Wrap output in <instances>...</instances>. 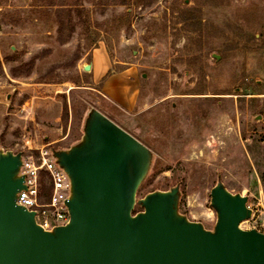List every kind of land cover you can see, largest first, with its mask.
I'll list each match as a JSON object with an SVG mask.
<instances>
[{"label": "rangeland", "instance_id": "374dc122", "mask_svg": "<svg viewBox=\"0 0 264 264\" xmlns=\"http://www.w3.org/2000/svg\"><path fill=\"white\" fill-rule=\"evenodd\" d=\"M68 1L0 0V149L70 147L95 107L154 152L138 199L179 184L180 211L213 229L222 181L249 198L241 227L264 232V0ZM99 44L138 68L135 110L84 70Z\"/></svg>", "mask_w": 264, "mask_h": 264}, {"label": "water", "instance_id": "95a60500", "mask_svg": "<svg viewBox=\"0 0 264 264\" xmlns=\"http://www.w3.org/2000/svg\"><path fill=\"white\" fill-rule=\"evenodd\" d=\"M51 151L70 180V219L45 230L17 203L23 151L0 149V264H264V232L241 227L248 196L222 181L210 192L213 229L180 211L179 184L138 199L154 152L99 109L78 141Z\"/></svg>", "mask_w": 264, "mask_h": 264}, {"label": "built area", "instance_id": "2783aa9c", "mask_svg": "<svg viewBox=\"0 0 264 264\" xmlns=\"http://www.w3.org/2000/svg\"><path fill=\"white\" fill-rule=\"evenodd\" d=\"M22 157L21 172L25 175L27 187L19 191L17 203L34 210L36 222L45 230L68 223L70 214L66 201L70 194V180L53 157L50 146L39 148L37 155L23 151ZM44 179L47 197L42 190Z\"/></svg>", "mask_w": 264, "mask_h": 264}, {"label": "crops", "instance_id": "0c3cea01", "mask_svg": "<svg viewBox=\"0 0 264 264\" xmlns=\"http://www.w3.org/2000/svg\"><path fill=\"white\" fill-rule=\"evenodd\" d=\"M91 81L101 87V94L118 108L133 111L139 105L140 79L138 68L135 65L114 70L108 51L102 44L94 47L89 60Z\"/></svg>", "mask_w": 264, "mask_h": 264}, {"label": "trees", "instance_id": "16d2710c", "mask_svg": "<svg viewBox=\"0 0 264 264\" xmlns=\"http://www.w3.org/2000/svg\"><path fill=\"white\" fill-rule=\"evenodd\" d=\"M93 0H71V1H68V3H65L67 7H72L74 6V11H76L77 13L81 14L84 9L86 8V5L85 3L86 2H91ZM128 0H113L112 3H115V4H125L127 3ZM45 176V175H44ZM262 180L264 182V174L262 175ZM46 181L44 179L43 181V186H42V190L43 192L45 193L46 192V197L48 196V193H47V186H46Z\"/></svg>", "mask_w": 264, "mask_h": 264}, {"label": "flooded vegetation", "instance_id": "af4514ba", "mask_svg": "<svg viewBox=\"0 0 264 264\" xmlns=\"http://www.w3.org/2000/svg\"><path fill=\"white\" fill-rule=\"evenodd\" d=\"M49 146H50V148H52V147H55V148H61V146H58V147H56V146H52V143H51V145L49 144Z\"/></svg>", "mask_w": 264, "mask_h": 264}]
</instances>
